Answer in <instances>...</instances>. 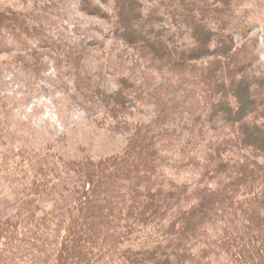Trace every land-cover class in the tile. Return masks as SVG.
<instances>
[{
	"label": "trees",
	"instance_id": "1",
	"mask_svg": "<svg viewBox=\"0 0 264 264\" xmlns=\"http://www.w3.org/2000/svg\"><path fill=\"white\" fill-rule=\"evenodd\" d=\"M151 1H144L145 7L141 0L83 4L101 14L106 4L112 6L116 32L143 57L152 55L157 68L174 80L173 89L206 90L205 109L187 121L174 118L169 128L162 122L140 123L135 153L102 171L93 166L86 192L60 214L59 224L71 235L55 237L56 217L40 213V193L47 188L39 165L35 178L22 183L17 207L0 218V264H207L213 253L231 252L238 255L235 264H251L254 254L248 247L264 253V64L252 43L240 47L237 42L249 32L255 10L242 8L241 0ZM166 15L190 24L193 39L182 42L171 33ZM144 17L154 24L166 21L168 34L147 31ZM5 28L18 35L24 31L0 22L3 43ZM215 53L224 57L212 58L209 65L202 62ZM130 79L125 77L114 92H93L101 96L103 110H126L130 94L156 100V87L141 92ZM85 94L90 98L92 93L88 89ZM215 125L218 138L209 134ZM5 141L0 132V147ZM185 172L198 178L181 180ZM113 249L122 252L115 258ZM144 255L153 258L146 263Z\"/></svg>",
	"mask_w": 264,
	"mask_h": 264
},
{
	"label": "rangeland",
	"instance_id": "2",
	"mask_svg": "<svg viewBox=\"0 0 264 264\" xmlns=\"http://www.w3.org/2000/svg\"><path fill=\"white\" fill-rule=\"evenodd\" d=\"M144 1L141 5L145 7ZM153 2L150 4L162 1ZM83 3L0 0L1 24H15L19 31L24 30L18 35L5 28L7 32L1 37L4 43L0 40V132L6 138L4 147H0V218L17 207L22 183L34 179L41 165L45 177L41 175L40 180L47 191L40 193L44 204L40 213L56 217L51 232L57 238L61 233L71 235V230L59 224L60 214L86 192L93 166L102 171L116 164L119 157L135 153L142 133L140 123L162 122L169 128L174 118L187 121L202 112L209 98L208 92L199 87L173 89L170 83L174 80L157 68L152 55L143 57L140 49L116 32L112 6L106 4L101 14ZM240 4L255 12L249 17V32L237 42L240 47L252 43L264 64V0H241ZM166 16L171 33H178L182 42L193 39L190 24L180 22L175 15ZM165 23L159 20L154 24L146 17L143 20L144 28L152 29L156 36L166 32ZM217 57L224 56L207 55L202 62L209 65ZM125 77L137 82L141 92L156 87V100L151 103V99L145 101L130 94L126 110L115 114L103 110L101 96L93 92H114L122 87ZM81 84L86 87L82 89ZM88 89L90 98L85 94ZM183 131L189 135L187 129ZM209 134L218 138L219 127L215 125ZM193 175L185 172L179 176L181 180L190 176L196 180L198 176ZM52 239L53 248H57ZM85 240L88 243L90 238ZM248 251L254 254L251 264L263 262L264 253L257 249L255 253V247H248ZM121 252L113 249L112 256L116 258ZM36 255L34 252L29 258ZM237 256L232 252L228 256L213 253L207 264H235ZM150 258L145 256L144 262Z\"/></svg>",
	"mask_w": 264,
	"mask_h": 264
}]
</instances>
